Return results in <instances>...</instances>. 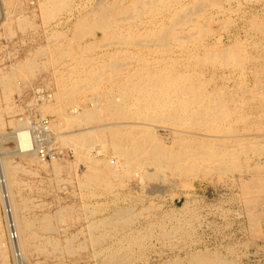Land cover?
I'll return each mask as SVG.
<instances>
[{
  "label": "bare ground",
  "instance_id": "bare-ground-1",
  "mask_svg": "<svg viewBox=\"0 0 264 264\" xmlns=\"http://www.w3.org/2000/svg\"><path fill=\"white\" fill-rule=\"evenodd\" d=\"M232 1L0 0V22L26 29L38 45L21 58L18 52L9 70L0 68V131H7V124L12 129L4 134L15 142L12 152L53 173L50 179L67 172L66 180L92 196L104 195L99 189L112 191L115 180L131 175L143 183L161 174L222 178L237 173L239 181H231L241 189L250 232L260 236L264 161L253 157L264 154V49L249 56L239 34L217 32L232 23ZM254 14L248 27L264 39V20ZM86 90L94 91L90 105L83 104ZM6 113L11 115L5 119ZM33 123L49 131L47 145L56 153L49 159L39 154ZM40 136L43 143L45 135ZM2 153L0 264H154L149 252L155 240L195 231L191 220L198 215L189 197L179 209L160 212L152 200L141 209L116 203L109 209L97 200L85 210L71 202L58 203L55 211H31L34 204L21 195L19 174L36 171ZM81 211L87 213L81 230L62 232L61 224L71 220L77 227L81 218L75 213ZM181 211L185 217H178ZM177 240L171 238L174 249L182 246ZM182 248L190 249L184 257L172 255L157 264L231 262L207 247L194 250L186 243Z\"/></svg>",
  "mask_w": 264,
  "mask_h": 264
},
{
  "label": "rangeland",
  "instance_id": "rangeland-1",
  "mask_svg": "<svg viewBox=\"0 0 264 264\" xmlns=\"http://www.w3.org/2000/svg\"><path fill=\"white\" fill-rule=\"evenodd\" d=\"M241 1H242L241 3H243V6L239 8L236 6L238 5V3L235 0L230 2L231 5L233 4L232 6H234L233 9L229 11V16L232 19V23L228 29L219 30L217 32L222 31L225 37H227L230 34L232 35L239 34V37L241 39L243 38L242 45H240V47L242 46L241 47L242 49L245 48V52L243 51V53L249 56H255L258 53L263 54L264 52L262 53L261 51L257 49V48L264 49L263 47L264 39H261L262 35L258 33L256 30H253L251 27H248V26H250L249 19H250L251 14L256 13L254 15H256L257 17L260 14L258 19L261 21L264 20V1L263 0H249V1L241 0ZM228 3L229 2H226L225 4L226 7L231 6ZM255 5L257 6L255 7ZM233 11H234V14H233ZM0 17H1V11H0ZM9 28L10 27L0 22V68L4 67V70H9L10 64L16 62L18 58V55H17L18 52H20L21 55L19 57L21 58L23 56H26L25 55L26 53H29L35 50L36 46H38L35 42L32 43L33 42L32 39L27 38L28 34H26V29L24 33L16 25H14L12 29H9ZM14 31L16 33H14ZM16 40H18V42H16L17 44L15 45ZM255 41L260 42L261 47L255 46L256 45L254 43ZM27 49H29V51L26 52ZM248 66L252 67L251 64H248ZM236 68L234 69L226 68V70L228 72H231L232 75L234 74L236 75L240 73V69H236ZM247 69H250V68H247ZM215 71H217L216 73H219L220 71H222V68L221 69L219 68ZM246 72L250 73L249 70H247ZM101 89H104V87ZM24 90L27 91L28 88ZM91 91L92 90L90 91L86 90L85 93L83 92V95L85 98V101H83V104L84 102H86L87 105H90L91 102L93 103V101H90L92 100L90 99L91 98L90 95L91 94L93 95L94 91H92V93ZM17 95H18V92L14 91L13 97H12L13 101ZM10 115L11 113H6L5 119L10 117ZM260 119L263 122L262 127L264 128V117ZM252 125L253 124L249 126L251 127ZM252 127H253V130L257 131L256 126L255 127L252 126ZM263 128L261 129L262 130L261 132H264ZM6 129L7 131L5 132L0 131V134H2L0 135V144H1L0 151L1 152L4 151V153H2V156L4 157L9 156L11 157L13 163L15 164L20 163L22 165L24 164L27 167H32V170L34 167L35 170L33 171H36L33 173H27V172L21 171L19 174L22 180L21 195L25 199L31 200L33 202L31 204H34L33 208H31V211H35L38 213L44 211V209H50V210L55 211L59 205L58 203L71 204V202L76 203L74 204L75 207L76 206L79 207L80 210H85L84 207L89 209L90 207L93 206V203L96 202L97 200H102L106 202L107 204H104V205L109 206V209H112L115 203L121 206L134 204V206L137 209H141L143 204L144 205L146 203L148 204V202L152 200L156 203L158 207L157 211L160 212L162 211L163 208L179 209L184 204L186 198L189 197L190 201L192 202L189 204V207L191 208L194 207L198 215V218H194L193 220H191V222L194 221L192 222V225L195 227V231L192 230L191 234L188 233L189 235L186 234L185 232L176 234L177 236H175V238L171 237L172 240L178 239L177 241H179L180 245L182 246L186 245V243L190 244L191 249L192 247L193 248L195 247L194 250L195 249H206L207 247L209 248L213 256L216 253L217 254L219 253V255L221 256L223 255L226 256V257L224 256L223 257L226 259H229V261H231L230 264H264V248H263L264 247V228L262 227L263 223L261 224L262 226L259 228L260 236L254 235L250 232V229H249L250 222L248 221L245 210L243 209L244 204L241 198L242 197L241 189L237 182H232L233 181L232 179L235 177L237 181H239V178H240L239 174L236 173L235 175H232L231 173H229L228 175H223L222 178H217V177H213V178L182 177L181 178L180 176H177V175L175 176L172 174H169V175L161 174V177L156 176L153 178H146V180L143 183L138 179L137 176L132 177L131 175L128 177L126 176V178H123L120 180H115L114 182L116 186L115 188H113L112 191L107 192L104 189L102 190L99 189L98 191L102 193L104 192L105 196L103 194L101 196H92L88 194V192H90L89 189H86V190L82 189V193H81L80 192L81 189H79L80 187H78V185L75 184V182L73 183V182L66 180V178L68 179L67 172L58 173L57 176H54L55 179L53 180V179H50V177L51 175H54V174L53 173L49 174V171H47L45 168L36 167V165H31L28 162L25 163V161L21 158V156H19L15 152H12V150L16 148L15 142L12 138H10V136L8 138L7 135H4L6 132H11L12 129L8 128V124L6 125ZM263 142H264V139H263ZM63 147L64 149L66 148V146L64 145ZM67 151L68 150H66V152ZM69 155L71 159H75V156H73L71 153ZM263 155L261 157L260 156L253 157V162L255 161L254 159H256V161H259V160L264 161ZM248 174L249 173L245 175L246 178ZM263 177H264V173H263ZM173 181H176L177 184L173 185L174 184L172 183ZM155 188L159 189V191H156L155 193H151L150 190L155 189ZM65 191H66V194H65ZM70 195L72 196V198ZM140 196L141 198H144L142 199L144 201H142L141 203L137 201V198H136ZM83 201L85 203H83ZM109 201H111V203ZM43 202L49 203L51 207L39 206V204ZM1 212L2 211L0 210V215L2 214ZM80 213L79 212L75 213V215H78V216L80 215L79 217L81 218L79 222L77 223V227H76V223L74 222L70 224L72 222L71 220L69 221L70 223L61 224V228H60L61 231L65 232L67 229V232L69 233L70 232L76 233L79 229L81 230L80 222H86L84 218L86 217L87 213H85V211H81ZM181 213L178 214V217L186 216L185 214H183V211H181ZM164 220H165L166 225L171 224L170 223L171 220L169 219H164ZM176 220H177L176 218L173 219L175 223L178 221ZM69 224L72 225L73 227L70 226ZM70 228H71V231H70ZM247 234H249V236ZM171 238L170 239L168 238L169 240L165 239L163 241L155 240L156 246L154 249H151L152 252L151 251L149 252V256L151 257L150 260L154 262V264H157L159 263V261H163L167 259L168 257L172 255H176V254H179L181 257H184L186 255V251L190 250V249L185 250L182 248V246L176 247L174 249ZM179 238H181V240H179ZM198 239H201V240H198ZM246 240H249V241H246ZM241 243H243L244 245ZM256 251L258 252V254Z\"/></svg>",
  "mask_w": 264,
  "mask_h": 264
},
{
  "label": "built area",
  "instance_id": "built-area-1",
  "mask_svg": "<svg viewBox=\"0 0 264 264\" xmlns=\"http://www.w3.org/2000/svg\"><path fill=\"white\" fill-rule=\"evenodd\" d=\"M24 115L34 117L33 114H28L27 112H24ZM22 117H23V115L20 118H22ZM37 117H40V116H37ZM34 121H36V120H34ZM45 122H47V120ZM40 123H42V122H40ZM38 124L33 123L32 127H30V130L32 131L33 135L35 134L36 139L39 140V143H40L39 154H40V156L43 157V159H49V158H51L52 155H55L56 153H55V150L53 148L48 147V145H47L48 144L47 133L49 131H46L47 130L46 128L45 129L40 128L39 127L40 125H38ZM41 134L45 135V139H44L43 143H42L41 138H40Z\"/></svg>",
  "mask_w": 264,
  "mask_h": 264
}]
</instances>
